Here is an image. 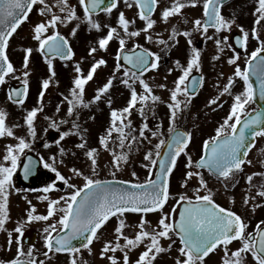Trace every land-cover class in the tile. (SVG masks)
Masks as SVG:
<instances>
[{
	"label": "snow or ice",
	"instance_id": "6c2138e0",
	"mask_svg": "<svg viewBox=\"0 0 264 264\" xmlns=\"http://www.w3.org/2000/svg\"><path fill=\"white\" fill-rule=\"evenodd\" d=\"M118 2L119 0H78V5L73 6L69 0H55V3L51 4L48 0H0V86L7 83L6 78L20 79L16 76V69L6 50L10 38L20 25L29 19V14L34 9L40 19L33 25L32 39L37 42L35 51L44 57L50 73L47 79L41 81L37 106L27 111L23 118L25 136L14 134L13 127L6 124V113L0 110V138L7 137L16 141L4 146L0 158V231H7L5 224L8 220L9 189L12 187L13 174L20 166L21 157L26 155V150H31L37 138L35 120L38 113L44 110L45 93L55 77L52 59L58 57L63 61H71L75 55L69 41L61 35L58 27L75 21L76 26L71 29L72 36L76 35L81 24H86L90 30L106 32L98 39L97 46L88 51L92 62L87 72L82 70L80 62L74 65L76 75L72 86L67 94H61V103L55 107V112L60 113L61 106L66 105V117L59 121L44 117L49 121V128L56 130L59 137L54 141L58 152L49 157L51 163L45 162L43 158L41 162L45 169L55 174L54 179L61 182L68 191L57 199H49L47 195L38 197L39 200L48 201L44 215H36V208L32 206L31 201H27L30 209L25 222H47L54 219L53 223L47 224L43 229V246L46 249L43 256L50 260L52 255L66 253L68 264H88V261L81 259L82 250H87L88 254L92 255L91 246L102 239L101 230L115 218L114 239L103 241L99 250L100 259L105 260L107 264H155L161 254H170L177 245V255L172 258L173 264H206V258L215 253H222L220 264H247V255L251 256L254 264H264V220L259 221L253 231H249L248 223L240 214L216 202V193L209 187L204 175L206 171L209 176L215 177L223 186L224 192L228 193L238 184L237 177L244 173L245 165L255 167L248 156L256 146L257 138H264V108L254 109L252 112L247 109L248 105L256 102L257 97V89L253 86L250 76L256 77L259 99L264 101V39H261L257 28L264 23V0H256L257 6L253 13L255 20L251 31L239 27L240 35L235 38V47L229 44L228 36L221 38L219 35L222 32H230L235 24L234 19L229 20L222 15L224 0H203L202 18L191 20V30L180 31L172 25L167 39H164L161 33H156L155 40L152 30L157 20L153 19V13L159 7L160 0H123L127 8L137 10L135 17L143 22V27L137 30H130L136 19L129 20L124 12L118 13L115 27L108 23L101 24L94 19L101 12L110 17L113 10L118 9ZM200 3L201 0H171L169 5L160 10L159 19L168 24L170 18L181 16L182 22L189 24V20L183 18L182 10L187 7L195 8ZM77 7L82 9V15L77 14ZM209 29L214 30L212 35H208ZM196 32L202 33L205 39L212 40L218 53H223L225 47L231 50L232 55L227 63L233 66V72L227 76L225 84L216 85L218 95L206 105L223 108V102L219 101L227 95L232 99L230 109L215 128V134L203 140L202 152L199 158L194 160L187 151L192 142V133L179 130L176 121L180 114L189 108L198 88L204 84L203 75L199 79L193 76L194 70L202 71L201 51L192 47L191 37ZM142 34L147 43L163 45L164 51L178 44V36L185 37L190 47L186 63L182 64L180 60H176L173 68L168 70V75L173 71L179 73L173 80L172 87H168L166 83L156 85L168 92L167 101L154 94L153 87L144 79L147 72L159 68L161 56L139 43L128 47V40L141 37ZM250 39L255 40L258 46L249 53ZM112 41H116L118 47L111 77L86 101L85 86L93 80L97 70L107 64L105 59H97L94 54L97 51L106 52ZM241 49L244 54V67L240 63ZM23 51V90L9 88L7 92V99L17 105L24 104L29 92L28 65L33 49L25 48ZM219 59L220 55L212 57L213 61ZM120 72V83L129 90V99L123 108L111 109L112 100L108 94L117 79L116 73ZM218 79H224L223 73L219 74ZM237 80L242 81V90L233 94ZM137 85L141 89L140 92L137 91ZM102 98H106L111 109L110 121L104 133L98 137L99 148L90 147L84 135L87 129L78 123L79 110L88 109ZM161 103L166 104L168 109L167 140L162 138L160 125H156L153 130L148 123L147 113L151 112L154 117L155 106ZM215 110L216 108H213V111ZM133 111L141 118L139 126H134L130 119ZM74 116L75 119L70 121L69 118ZM69 123L71 126L68 130L60 131L61 125ZM70 136L79 138L74 147L83 151L89 162L91 175H85L76 167L68 169L69 176L61 174L58 170L57 165L64 164L63 157L76 155L74 151H66L61 143ZM153 140L158 142L153 144ZM145 142L151 146L144 151V163L140 165L147 170L145 179L141 182L135 171L130 173L131 180L116 179L117 173L130 163L129 157L133 150L139 152ZM43 147L49 149L52 145L45 142ZM164 147L167 151L162 152ZM100 149L111 157L109 167L112 169V180L96 178ZM259 152L264 156V148ZM182 155L186 158L185 171L178 183L183 191L173 195L170 191L171 178ZM57 156L60 157L59 160ZM259 163L260 168L264 169V159ZM34 165L33 158L27 156V163L23 164L25 179L32 174ZM73 177L81 178L82 185L72 183ZM244 178L247 190L242 203L245 207L250 206L254 213L257 208L264 207V204L256 202V197L264 199V171L245 174ZM254 178H259V184L253 183ZM193 180L197 182V186L190 188ZM253 188H256L255 196L251 195ZM53 190H56V185L48 184L40 191L49 193ZM25 199L27 200V197ZM169 200H174L175 204L169 211H165ZM230 203H235L234 197L230 199ZM129 213L139 215L135 225L127 223L126 214ZM148 214H158L155 226L146 219ZM25 222L19 223L13 230L18 234L15 240V257L7 262L0 261V264H45V260L34 255L32 247L27 251L22 247L21 238L24 235ZM129 228L133 230L131 233L126 232ZM163 241L168 242L167 246H164ZM233 242L239 243L234 250L230 247ZM12 244L13 232L8 231L9 251ZM141 247L143 251L132 261L130 253ZM117 252L121 253L120 257H117Z\"/></svg>",
	"mask_w": 264,
	"mask_h": 264
},
{
	"label": "rangeland",
	"instance_id": "374dc122",
	"mask_svg": "<svg viewBox=\"0 0 264 264\" xmlns=\"http://www.w3.org/2000/svg\"><path fill=\"white\" fill-rule=\"evenodd\" d=\"M48 2L55 3V0H48ZM69 3L73 6L78 5V0H69ZM171 3V0H160L159 7L156 10V13L153 17V19L157 20V24L154 26V29L152 30L153 39L155 40L156 33H161L162 37L164 39L168 38V35L171 31V26L175 25L180 30V24L182 23L181 16H176L173 18H170L168 24H164L160 21V10ZM248 14L250 20H254L255 16L253 15L255 8L257 6L256 0H248ZM192 7H187L182 10V16L183 18H188V15H191L192 17H195V13L190 10ZM54 11H57L54 9ZM136 9L127 8L124 3H120V6H118V9L114 11V13L111 14L109 17L107 16H101L97 19L101 24H111L113 27L116 26V19L119 12H124L126 18L129 20L136 19L135 25L130 28V30H137L141 27H143V22L138 19V17H135ZM77 14L82 15V9L77 7ZM186 15V16H185ZM40 19V17L37 14V11H35L34 15L30 18L29 22L23 26L9 41V47L7 49L8 53L10 54L11 63L13 64L14 68L16 69V76L20 77V79H13V78H6L7 83L3 86V91L0 95V110H3L6 113V124L9 127H13L14 134L16 136H25L26 135V127L24 126V116L26 115L27 111L31 110L33 107L37 106L38 101V93L40 91V85L41 81L43 79H47L50 76V73L48 71L47 64L44 62V58L39 54V52L35 51V49L38 47V44L36 41L32 39V28L35 22H37ZM264 24V23H263ZM76 26V22L73 21L72 23L68 24L67 26H59L58 30L68 41L72 48H74V56L71 61H67L62 64H58L56 61H52L53 64V71L55 72V77L52 79L49 89L46 90L45 97H44V110L43 112H39L37 115V118L35 120V128L37 131V138L35 142L33 143V146L31 150H26V155H34L36 156L40 161V169L38 171L37 177L31 181L32 184L29 186H24L21 183L20 177H19V169L22 165V161L24 159V156L21 157V163L20 166L17 168V171L13 174L12 179V187L9 189V199H8V220L5 224V229L7 231H0V261H9L16 255V243L15 240L18 236L17 233H15L13 230L15 227L18 226L19 223L25 222L27 218V212L30 209L29 204L27 201H31L32 206L36 208V215H44L46 214L47 210V202L48 201H42L39 200L38 197L47 195L49 199H57L60 195L66 194L68 191L61 182L56 181L54 179L55 174L49 171L48 169H45L43 167V163L41 162V158L45 162L51 163L49 160V157L52 155H56L58 150L55 147L54 141L58 139L59 133L49 128V121L45 120V116H48L50 118H54L57 121L64 119L66 117V105L61 106V112L56 113L55 107L57 104L61 103V94H67L69 88L72 86L73 78L75 77L74 72V65L77 62H80V66L82 70L86 73L88 68L90 67V64L92 62V58L88 56V51L91 47L97 46L98 39L105 34L106 30L97 32L95 30H90L86 24H81L78 28L76 35H71V29ZM260 37L262 38L263 31L259 32ZM178 44H176L174 47H172L168 51L162 50L164 48L163 45H158L156 43H147L144 38L143 34L141 37L133 38L128 40V47H131L133 44L139 43L143 47L148 48L150 51L157 53L161 56L160 60V66L155 71H149L145 74L144 79L150 84V86L154 89V94L159 95L162 100L167 101L168 100V92L163 89H159L156 87V85L160 83H166L168 87H172L173 80L178 76L177 71H173L171 75H168V70L170 68H173L174 61L178 60V57L180 55L179 51V36L177 37ZM118 47V44L116 41L110 42V45L108 47V50L106 52L104 51H97L95 53V57L97 59L103 58L107 61V64L105 66H101L97 72L94 75V78L92 81H90L85 86V100L91 99L96 92V89L98 87H101L104 82L108 78L111 77V74L114 70L115 63L113 60V55L116 52V49ZM25 48H32L33 52L31 53V56L29 57V65H28V71L30 72V75L28 77L29 80V92H28V98L26 102H24L23 105H15L11 106L9 100H5V95L8 92L7 90L10 88V86L18 87L20 85H23V57L25 55L23 49ZM215 52H217V49L215 48ZM227 73L223 74L225 77L228 75V73L233 71V66H229L226 68ZM117 79L113 82V87L109 90V96L112 100L111 109H121L124 106H126L127 101L129 99V90L125 88L120 83V78H122V72L116 73ZM165 76H167V79L165 80ZM224 80L221 81V83ZM215 83V81H211V85ZM208 88L210 89V84L208 85ZM208 90V89H207ZM205 92H210V91ZM137 91L140 92L141 89L137 85ZM218 91V89H216ZM218 94V92L216 93ZM206 95V93H205ZM28 101V102H27ZM202 102V101H201ZM197 101H193L189 108L185 110L183 113L180 114L179 118L176 121V126H180L182 123L183 125L187 126L189 129L190 127L194 128L199 126V129L204 126L201 124V115L203 117H206V113L203 112V110L196 109ZM139 107V105L137 106ZM107 104L106 98H102L101 101L97 102L96 104L91 105L88 109H80L79 110V121L78 123L81 124L82 128L87 129V132L84 133L85 138L88 141V145L90 147H97L98 145V137L104 133L106 127L109 124L110 121V111ZM148 115V123L149 127L155 130L156 125H160L161 131L163 134L168 133V109L166 107V104L161 103L157 104L155 106V116L153 117L151 112L147 113ZM94 117V119H93ZM72 119H75L74 117L69 118L71 121ZM130 119L133 121L134 126H139L141 123V118L138 115L136 111H133L132 116ZM167 122L168 125L165 123ZM15 125H21V127H14ZM201 125H203L201 127ZM71 126V123L66 125H61L60 131H66ZM205 127V126H204ZM45 129H48L46 132ZM202 140V137L196 136V144L199 145L200 141ZM47 142L50 145H52L51 148L45 149L43 147V144ZM79 142V138L76 136H70L67 137L64 141H62V145L65 147L66 151L71 150L76 153V155L73 157L71 154L63 157L64 164H58V170L61 172V174L65 176H69L70 173L68 169L70 167H76L83 171L85 175H91V171L89 169V162L87 161L86 157L83 154L82 150L76 149L74 145ZM158 140H153V144L157 143ZM9 143H16L15 140L12 138H0V158H2V154L4 152V146ZM151 147L150 145H147L145 142V145L141 147V150L139 152L133 150V152L130 154L129 160L130 163L127 166H124L122 171L117 173L116 179H122V180H131L132 177L130 173L132 171H135L137 173V176L139 177V180L142 182L145 177L147 176V170L144 168H141V163H144L143 161V154L146 148ZM261 148H264V138H259L258 145L255 149V151L251 154V157L249 160L253 162L255 167L248 166L246 167L245 174H251L255 171H264V169L260 168L259 161L261 159H264V156L260 155L259 150ZM119 151V149H117ZM57 159L59 160L60 157L57 156ZM111 157L109 153L103 151V149L99 150V157H98V163L99 168L98 176L96 178L101 180H112L113 177L111 176L112 169L109 167V161ZM242 179L239 181V186L235 189L234 192L229 191V193H225L223 186L219 185L217 183L209 182V187L213 189V191L216 193L215 199L218 202H221L223 205L230 207V206H241L244 207L247 211L245 214V220L249 225V229L251 230L253 227H255L254 224L256 222H259L261 220H264V207L257 208L255 212L253 213L250 210L249 207H245L242 203V198L246 194L247 190V184L246 180L244 178V175ZM72 183H75L77 185H82V179L79 177H73ZM259 178H254L253 183L259 184ZM48 184H55L56 190L50 191L49 193H44L40 191L44 187H46ZM197 186V182L193 180L190 184V188H194ZM183 191L182 189L180 192ZM256 194V188H253L251 191V195L255 196ZM189 195H191V191L189 192ZM27 197V200L25 199ZM235 199V203H230V199ZM256 202L264 204V199L260 197H256ZM147 220H149L153 226H155L157 220H158V214L155 216H147ZM139 220V215L133 216V215H126V221L129 225H135ZM54 222V219H50L47 222L44 221H33V222H25L23 227V232L27 229H32L35 231L37 238L34 242L32 248L34 250V255L37 256L38 259L45 260V264H68V255H52V258L46 259L43 256V252L46 251V249L43 246V229L47 226V224H51ZM115 226V222L109 223L101 232H102V239L99 242H94L92 247V255H89L87 250H82L81 259L88 261V264H107L105 260H101L99 256V250L102 246L103 241L105 240H112L113 237V229ZM11 231L13 232V244L11 246V250L9 251L7 248V232ZM133 230L131 228L127 229L126 232L131 233ZM123 241H121L122 243ZM164 246H167V241L162 242ZM22 247L25 251L29 247H26L22 240H21ZM239 245L232 244L230 247L234 250ZM176 247L174 246L172 252L170 254H161L157 260L155 261V264H173V259L176 255ZM143 251V247L138 248L130 253V259L132 261H135V259L138 257L139 252ZM51 255V254H50ZM117 257L121 256V253H116ZM222 253H215L210 254L208 258H206V264H220V257ZM247 264H254V261L252 260L250 255L246 256Z\"/></svg>",
	"mask_w": 264,
	"mask_h": 264
},
{
	"label": "flooded vegetation",
	"instance_id": "af4514ba",
	"mask_svg": "<svg viewBox=\"0 0 264 264\" xmlns=\"http://www.w3.org/2000/svg\"><path fill=\"white\" fill-rule=\"evenodd\" d=\"M123 0H119L118 2V6H120V3H122ZM248 0H228L226 2L223 3L222 8H221V12L222 15L229 20L234 19L235 20V24L232 26V29L230 32H222L220 33V37L222 38L223 36H228L229 37V44L233 45L235 47V38L237 35H240L239 33V27H243L246 31H251L252 27L254 26V20H250L249 14H248ZM202 3L203 0H201L200 5H198L195 8H191L190 10H192L195 13V17H192L191 15H188L187 17H189V24H184L182 21V23L180 24V31H185V30H191V20L193 19H200L202 18ZM35 9L32 13H30L29 15V19L27 21H25L22 26L18 29V31L23 28V26H25V24H27L30 20V18L32 17V15H34L35 13ZM101 16H105V15H101ZM186 16V15H185ZM188 19V18H186ZM258 31L261 32L263 31V35H264V24L262 23L261 25L257 26ZM17 31V32H18ZM213 29H209V33L208 35H212L213 34ZM16 32V33H17ZM15 33V34H16ZM180 41H179V57L178 60H180V62L186 63V60L188 58L189 52H190V47L187 43V40L185 37L183 36H179ZM192 47H196L198 50L201 51V58H202V71L201 72H196L194 70L193 72V76L194 77H199L201 75H203L204 77V84L202 87H200V89L198 90L197 94L194 96V98L192 99L193 101H197L198 103L201 104H197L196 105V109L199 110H203L204 113H206V117H203L201 115V127L199 129V126L197 127H190V129L183 125V123L178 126L177 128L181 131H188L192 133V142L189 145V148L187 149L188 153L193 157V159H198L199 155L202 152V142L205 139H208L210 136L215 134V128L218 127L219 123L222 122L223 118L226 116L227 112L230 109V105L232 103V99L231 97L225 95L224 97L220 98L219 102H223V108H217L215 105L208 107L206 106L208 104V101L210 99H214L216 98V96L218 94H216L218 91H216L217 87L216 85H223L225 84L226 78L227 76L231 75L232 72L228 73V75H226V77L224 76V79H218V76L220 73H227L226 68L229 67L230 65L227 63L228 58L232 55L231 50H229L227 47H225V50L223 53H218L215 52V44L212 40H207L203 37L202 33L196 32L193 33L192 37ZM264 39V36L261 38ZM257 42L255 40H249L248 43V52L250 53L252 50L255 49V47H257ZM73 52L75 51L74 48H72ZM241 53V65L242 67H244L245 65H243V59H244V54H243V50H240ZM214 55H220V59L217 61H213L212 57ZM59 60V59H58ZM224 80L222 83L221 81ZM211 81H215V83H213L211 85ZM210 84V89L208 88V85ZM208 89V90H207ZM210 91V92H205V91ZM242 90V81L237 80L235 87L233 88V94H237ZM206 93V95H205ZM218 102V103H219ZM213 108H216L215 111H213ZM254 109H258V106L255 103H252L250 105H248V111L252 112ZM166 125L167 122L165 123ZM196 136L202 137V140L200 141L199 145L196 144ZM165 140L168 139V133L163 134V137ZM258 141L259 138H257L256 141V146L254 147V149L251 150V152L249 153L248 159L251 157V154L255 151L257 145H258ZM163 149V148H162ZM161 149V151H162ZM186 162V158L182 155L178 161H177V168L174 170V175L171 178V186H170V191L173 195H176L180 192V188H179V180L183 174V172L185 171L184 169V164ZM246 167L247 165L244 166V173L240 174V176L237 177L238 181H240L243 177V174H245L246 171ZM205 175V179L209 182L212 183H217L219 185H221L216 179L215 177L209 176L208 173L205 171L204 173ZM34 180V179H33ZM32 180V181H33ZM239 183L236 185L235 188L231 189V192H234L235 189L239 186ZM32 184V182L30 181V185ZM229 193V192H228ZM216 200V199H215ZM217 203H219L221 206L225 207V208H231L232 210L236 211L238 214H240L244 219H245V214H246V209L244 207H237L235 205L227 207L225 205H223L221 202H218L216 200ZM175 204L174 200H169L168 205L165 206V211H169L170 208ZM127 215V214H126ZM129 215H133V216H137L138 214H131L129 213ZM157 214H148L147 216H155ZM176 219H178V216H176ZM246 221V220H245ZM111 222H115V218H113L109 223ZM108 223V224H109ZM258 222H256L257 224ZM106 224L104 226V228L108 225ZM254 224V225H256ZM103 228V229H104ZM102 229V230H103ZM101 230V231H102ZM249 231H253L254 227ZM233 244H237L239 245L238 242H233ZM178 246V245H177Z\"/></svg>",
	"mask_w": 264,
	"mask_h": 264
},
{
	"label": "water",
	"instance_id": "95a60500",
	"mask_svg": "<svg viewBox=\"0 0 264 264\" xmlns=\"http://www.w3.org/2000/svg\"><path fill=\"white\" fill-rule=\"evenodd\" d=\"M226 1H228V0H224V2H226ZM106 2H107V0H106ZM101 13H99V14H101ZM153 15H154V13H153ZM121 63H123V62L121 61ZM253 63H255V62H253ZM195 78L199 79V77H195ZM250 80L253 83V86L256 87V89H257V97H256V102L255 103H256V105H258L259 108H264V101H261L259 99V95H258L259 89H258V84H257V81H256V77L255 76H250ZM11 88H16V87H11ZM16 89H20L22 91L23 90V86L17 87ZM199 89L200 88H198V90ZM198 90H197V92H198ZM165 151H167L166 147L163 148L162 152H165ZM31 157L35 161V165H34V169H33L32 174L27 179H25L24 178V173H23V165H22V167H21V169L19 171L20 177L22 178L23 182L26 183V184L28 183V181H29V179L31 177L36 175V173L38 172V169L40 167V162L35 157H33V156H31ZM24 163H27V156L24 159ZM36 238H37V235H36L35 231L32 230V229H28V230L24 231V235L22 237V241H23V244L25 246L31 247V246H33L34 242L36 241ZM74 243H77V242H74ZM62 254H64V253H62Z\"/></svg>",
	"mask_w": 264,
	"mask_h": 264
},
{
	"label": "trees",
	"instance_id": "16d2710c",
	"mask_svg": "<svg viewBox=\"0 0 264 264\" xmlns=\"http://www.w3.org/2000/svg\"><path fill=\"white\" fill-rule=\"evenodd\" d=\"M1 95V94H0ZM7 97V96H6ZM11 106H15L14 104H10Z\"/></svg>",
	"mask_w": 264,
	"mask_h": 264
}]
</instances>
